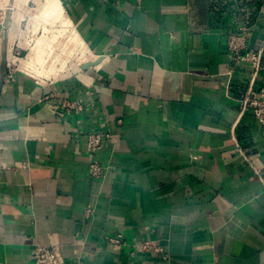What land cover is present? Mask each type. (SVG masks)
Listing matches in <instances>:
<instances>
[{
    "label": "crops",
    "instance_id": "obj_1",
    "mask_svg": "<svg viewBox=\"0 0 264 264\" xmlns=\"http://www.w3.org/2000/svg\"><path fill=\"white\" fill-rule=\"evenodd\" d=\"M40 15L11 75L0 22V264L37 247L64 264H264V126L241 114L252 71L229 50L234 34L260 49L264 0H47ZM89 132L110 136L100 179Z\"/></svg>",
    "mask_w": 264,
    "mask_h": 264
},
{
    "label": "built area",
    "instance_id": "obj_2",
    "mask_svg": "<svg viewBox=\"0 0 264 264\" xmlns=\"http://www.w3.org/2000/svg\"><path fill=\"white\" fill-rule=\"evenodd\" d=\"M243 37L232 35L229 39V50L232 63L237 66L245 63L251 67L252 79L251 82L242 93L241 98L238 100L241 109V114L251 111L255 118L264 126V85L257 87L255 81L259 72L263 69L262 60L264 58V41L257 52H245V45ZM7 72L9 75L13 73L12 65L7 62ZM60 105L63 108L73 109L76 105L67 101L60 100ZM110 136L100 133L89 132L87 133V145L91 161L89 164V173L92 178L100 179L103 176V166H101L95 159L94 153L106 146ZM150 248L149 242H146L142 250ZM65 259L62 251L58 247L43 248L37 247L34 250L33 264H64Z\"/></svg>",
    "mask_w": 264,
    "mask_h": 264
},
{
    "label": "rangeland",
    "instance_id": "obj_3",
    "mask_svg": "<svg viewBox=\"0 0 264 264\" xmlns=\"http://www.w3.org/2000/svg\"><path fill=\"white\" fill-rule=\"evenodd\" d=\"M46 4L47 0H0V22L5 27L6 35L10 36L12 70L20 66L24 69L32 44L43 35L42 27L39 28L43 22L38 18ZM17 16L21 18L20 21L16 20ZM34 28H38V32Z\"/></svg>",
    "mask_w": 264,
    "mask_h": 264
},
{
    "label": "water",
    "instance_id": "obj_4",
    "mask_svg": "<svg viewBox=\"0 0 264 264\" xmlns=\"http://www.w3.org/2000/svg\"><path fill=\"white\" fill-rule=\"evenodd\" d=\"M3 60L1 62V67H0V70H1V76L4 77L5 74H6V63H5V60H6V57H5V54L3 56ZM91 65L93 64H87L86 68L90 67Z\"/></svg>",
    "mask_w": 264,
    "mask_h": 264
}]
</instances>
